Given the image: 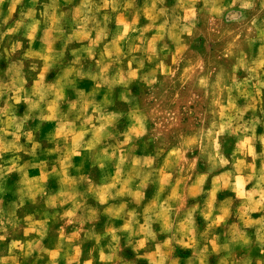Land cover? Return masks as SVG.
<instances>
[{
  "label": "rangeland",
  "instance_id": "rangeland-1",
  "mask_svg": "<svg viewBox=\"0 0 264 264\" xmlns=\"http://www.w3.org/2000/svg\"><path fill=\"white\" fill-rule=\"evenodd\" d=\"M98 190L179 237L86 241ZM88 259L264 264V0H0V264Z\"/></svg>",
  "mask_w": 264,
  "mask_h": 264
},
{
  "label": "crops",
  "instance_id": "crops-1",
  "mask_svg": "<svg viewBox=\"0 0 264 264\" xmlns=\"http://www.w3.org/2000/svg\"><path fill=\"white\" fill-rule=\"evenodd\" d=\"M131 188L134 189L133 187ZM88 197L94 199L96 205L103 206L99 208L100 214L109 213L108 211L112 207L119 210L116 214H108V220L105 218L102 221L100 214L98 217H84V226H86L83 229L85 240L91 241L97 247L105 245L104 242L108 238V235L112 237V234H109L108 230L112 229L113 225L115 226L113 228L116 230V234L113 236L115 237V245H118V249L121 251H124L125 247H130L132 251L136 252V247L140 244V240L144 241L143 238H148L149 244L145 243L143 245L147 246L151 252H167L171 244L175 242V237H179V234L164 230L159 220L152 221L150 226L145 227L146 221L143 218L150 212L153 204L156 202L158 205L160 204L159 200L147 199L140 207H135L132 205L134 202L127 199L107 201L101 190L93 192ZM136 204L139 203L136 202ZM90 262L88 259L84 263L90 264Z\"/></svg>",
  "mask_w": 264,
  "mask_h": 264
}]
</instances>
